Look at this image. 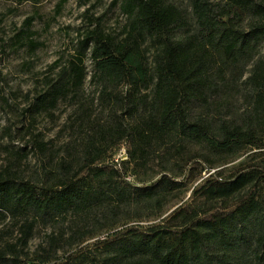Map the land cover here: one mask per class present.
Here are the masks:
<instances>
[{
    "label": "trees",
    "instance_id": "trees-1",
    "mask_svg": "<svg viewBox=\"0 0 264 264\" xmlns=\"http://www.w3.org/2000/svg\"><path fill=\"white\" fill-rule=\"evenodd\" d=\"M113 6L126 20L122 29L113 35L97 23L88 31L76 55L49 77L37 106L78 97L89 58L90 81L113 119L87 122L89 134L129 138L128 160L115 168L97 149L32 177L1 171L0 216L22 220L25 233L38 218L74 213L84 221L98 207L112 215L140 211L130 222L160 218L192 188L189 200L158 222H125L34 264H264V0H189L186 7L178 0H115ZM30 20L14 49H38ZM123 88L125 96L117 92ZM152 146L165 150V164L174 149L183 171L171 175L166 165L149 184L126 182L125 166L144 160L140 151ZM245 151H252L246 161L223 167Z\"/></svg>",
    "mask_w": 264,
    "mask_h": 264
},
{
    "label": "rangeland",
    "instance_id": "rangeland-1",
    "mask_svg": "<svg viewBox=\"0 0 264 264\" xmlns=\"http://www.w3.org/2000/svg\"><path fill=\"white\" fill-rule=\"evenodd\" d=\"M114 1L27 0L20 3L19 0H0V172L7 170L32 177L43 166L55 170L64 159L74 161L71 155L78 156L79 160L90 151L89 158L95 156L97 149L105 151L103 162L115 168H122V163L128 160V152L133 149L129 138L120 139L121 133L119 135L117 131L107 134L106 140L99 139L94 132L93 136L89 134L91 130L86 126L87 122L106 125L113 121L112 110L100 103L99 88L90 81L93 64L89 58L85 63L89 74L78 97L71 94L46 110L37 106V97L43 93L49 77L76 55L78 44L88 31L97 23L113 35L122 29L126 20L119 7L113 6ZM178 1L185 7L189 4V0ZM29 19H32L31 39L38 49L34 52L29 48L14 49V37ZM117 92L125 96L126 88ZM242 102L243 98L237 104L238 114H242L246 106ZM125 123L129 125V122ZM122 147L127 151V158L116 162ZM171 151L174 160L165 164L160 159L165 155L164 149L144 147L140 151L144 160L125 166L128 168L125 170L126 182L149 184L161 176L160 170L166 165L171 175L181 173L185 162L176 158L174 149ZM251 153L242 152L223 167L230 170L246 161ZM191 189L174 199L162 217L189 200ZM134 215H141V212H130L127 208L112 215L98 207L84 221L74 213L55 219L38 218L29 225L27 233L22 220L0 216V253L8 259L5 264H34L43 257L62 256L94 242L110 228L125 222L147 225L162 219L143 218L130 222ZM13 254L18 260L12 262Z\"/></svg>",
    "mask_w": 264,
    "mask_h": 264
},
{
    "label": "built area",
    "instance_id": "built-area-1",
    "mask_svg": "<svg viewBox=\"0 0 264 264\" xmlns=\"http://www.w3.org/2000/svg\"><path fill=\"white\" fill-rule=\"evenodd\" d=\"M126 158H127V151L125 147H122L119 151L118 158H116L115 160H117L116 162H118L119 159L124 160Z\"/></svg>",
    "mask_w": 264,
    "mask_h": 264
}]
</instances>
